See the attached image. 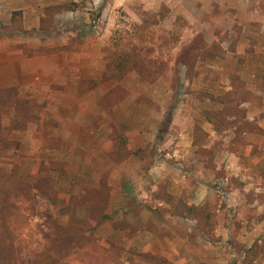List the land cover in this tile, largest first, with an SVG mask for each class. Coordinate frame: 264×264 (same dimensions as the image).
I'll use <instances>...</instances> for the list:
<instances>
[{
  "label": "rangeland",
  "instance_id": "obj_1",
  "mask_svg": "<svg viewBox=\"0 0 264 264\" xmlns=\"http://www.w3.org/2000/svg\"><path fill=\"white\" fill-rule=\"evenodd\" d=\"M0 122L32 248L49 212L85 231L71 264H264V0H0ZM186 187L208 225L158 211ZM153 211L190 221L171 260Z\"/></svg>",
  "mask_w": 264,
  "mask_h": 264
},
{
  "label": "trees",
  "instance_id": "obj_2",
  "mask_svg": "<svg viewBox=\"0 0 264 264\" xmlns=\"http://www.w3.org/2000/svg\"><path fill=\"white\" fill-rule=\"evenodd\" d=\"M176 90L174 98L177 95ZM218 97L217 99L220 103H223L225 111L234 109L240 110L242 114L245 113L244 109H240L238 100H231L229 94ZM209 121L211 122V120ZM4 132L0 122V151L5 150L8 146L7 142L9 140ZM111 132L110 137L112 140L117 137L121 138L117 130L112 129ZM14 184H12V187H6V189L3 185H0V264H39L41 258L45 260L43 264H71V248H75L77 245L81 246L80 240L84 239L85 231L81 232L82 229L78 225L73 228L72 226L75 224L65 221L61 217H54L48 212L45 213V225L48 229L46 231L44 229L40 230L43 243L39 242L41 246L32 248V243L22 238L25 235L22 234L21 230L24 223H26V216L36 210L34 206L35 195H32L33 198L31 197L34 201L29 206L24 207L21 202L16 200L19 195H16L17 192L13 191L16 188ZM92 190V192L95 191V189ZM193 192V188L186 187L182 189L179 196L168 195L164 201L165 206L158 208V211L162 214L195 220L201 227L208 225L214 214L213 206L208 203L196 204L192 200ZM27 196H25L26 201L30 199V196L29 199H27ZM97 217L99 219L106 218L104 213L97 215ZM74 229H78V232ZM133 231L136 232L137 230L134 229ZM36 241H39V239ZM110 263L108 262V264Z\"/></svg>",
  "mask_w": 264,
  "mask_h": 264
},
{
  "label": "crops",
  "instance_id": "obj_3",
  "mask_svg": "<svg viewBox=\"0 0 264 264\" xmlns=\"http://www.w3.org/2000/svg\"><path fill=\"white\" fill-rule=\"evenodd\" d=\"M203 192L206 193V189L198 188V190L196 191V194H195V197L197 198L196 201L194 200L195 203H199L203 199V196H204ZM129 207H133V206L130 205L127 208H129ZM155 212L154 211H153V213L151 212V215H148L147 213L142 212L141 222L142 221L147 222L149 224V226L146 227V229H142L140 231V233H138L136 238L142 242V246L149 247L153 253H161V254L167 256L168 259L171 260L170 255H166L164 250L162 251V250H160V248H158V247H161V244H162L161 240L163 238L158 233L160 230H163V229L173 230L174 227H177V228L182 227L183 228L182 225H187V223H190V221L189 222H186V221L182 222V221H179L176 218L174 219L172 217H166L164 219V218L158 216L159 214L155 213ZM143 215H147V217L144 218Z\"/></svg>",
  "mask_w": 264,
  "mask_h": 264
}]
</instances>
